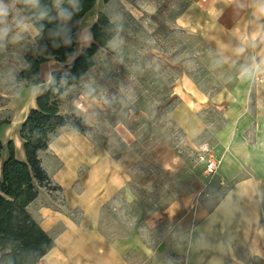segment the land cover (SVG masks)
Here are the masks:
<instances>
[{"label":"crops","instance_id":"crops-1","mask_svg":"<svg viewBox=\"0 0 264 264\" xmlns=\"http://www.w3.org/2000/svg\"><path fill=\"white\" fill-rule=\"evenodd\" d=\"M249 4L250 0H189L175 16L176 26L201 36L218 50L225 64L235 66V80L230 87L218 89L211 98L196 97L188 81L174 86L173 94L177 96L180 93L195 96L190 101L182 99L170 110V117L188 136L193 137L206 127L199 110L213 106L222 111L223 123L216 133L214 153L219 160L217 179L225 190L210 208L204 202L192 212L178 214L171 208L167 217L175 227V237L167 258L159 256L153 264H264V176L240 177L237 164V159H241L253 167L264 166V85L240 78L242 67L264 51V42L257 40L253 47L249 39L264 25V20L253 16ZM106 9L103 0H96L95 6L83 16L76 32L77 51L93 41L91 26L98 12L106 13ZM119 29L108 46L119 37L123 28ZM86 34L90 39H80V35ZM26 40L32 48L34 41ZM240 47L246 50L238 54L236 50ZM98 54L99 51L95 53L94 65L75 84L64 89L59 101L63 112L80 115L87 125L91 124L92 115L112 116V105L108 104L110 69L98 68ZM61 67L62 63L56 60L43 62L40 66L43 83L21 86L10 99L9 107L15 111L9 122L0 126V140L13 141L19 160L25 159L20 124L49 81V73ZM109 124L114 130V123ZM252 125L256 137L255 144L250 145L247 136L249 129L254 131ZM151 153L162 166L167 168L171 164L173 155L164 143H157ZM7 155L8 151L3 150L0 167ZM40 158L43 166V159L47 158L50 167L46 168L47 173L60 189L42 188L27 205L32 218L54 240V246L36 264H131L126 253L132 244L107 238L99 228V220L103 206L119 190L127 188L134 151L125 147L115 157L106 146L105 137L98 140L86 133L58 128ZM73 210L80 215L75 217Z\"/></svg>","mask_w":264,"mask_h":264},{"label":"rangeland","instance_id":"rangeland-1","mask_svg":"<svg viewBox=\"0 0 264 264\" xmlns=\"http://www.w3.org/2000/svg\"><path fill=\"white\" fill-rule=\"evenodd\" d=\"M188 1L105 2L108 18L123 28L97 56L98 68L110 69L108 104L112 105V116L92 115L85 133L93 139L105 137L115 157L125 147L135 153L127 188L103 206L99 220L107 238L132 244L126 253L131 264H153L159 256L169 255L175 237V227L167 217L171 208L178 214L195 211L203 202L210 208L225 190L217 179V169L212 173L206 170L209 157L218 159L214 144L223 123L222 111L213 106L199 110L206 127L193 137L170 117L171 108L182 99L190 101L199 95L211 98L235 80V66L225 64L218 50L201 36L176 26L175 16ZM30 49L25 40L10 43L0 52V119L9 118L15 111L9 107L10 99L23 82L15 83L14 79ZM186 81L189 87L193 85L195 96L173 94L175 84L185 85ZM111 122L114 130L110 129ZM255 137V129H249L250 145L255 144ZM160 142L173 155L167 168L151 153ZM43 161V168H50L47 158ZM237 164L240 177L264 176V166L253 167L241 159ZM72 212L75 217L80 215L78 210Z\"/></svg>","mask_w":264,"mask_h":264},{"label":"trees","instance_id":"trees-1","mask_svg":"<svg viewBox=\"0 0 264 264\" xmlns=\"http://www.w3.org/2000/svg\"><path fill=\"white\" fill-rule=\"evenodd\" d=\"M107 2L108 0H103ZM51 7V0H44ZM80 11L73 18L72 32L74 42L70 46L54 48L48 36V29L55 22L43 21L42 38L34 41L33 47L24 55L25 66L14 79L23 86L43 83L40 78V66L48 60L62 63L60 69L53 70L44 89L36 96L35 105L30 108L19 127V137L25 154L19 160L14 154V143L0 140V159L3 150L8 155L2 158L0 167V264H36L53 246L54 240L32 218L27 205L33 201L39 191L59 190L43 168L40 153L48 148L51 134L58 128H68L85 133L88 125L76 113H65L60 108V96L64 89L75 84L85 72L94 65L97 51L108 47V43L117 36L120 29L107 14L99 11L91 26L93 41L76 50V32L83 16L96 4V0H79ZM29 15L28 13H23ZM52 15H56L53 10ZM47 45L46 50L41 46ZM9 119H0V126Z\"/></svg>","mask_w":264,"mask_h":264},{"label":"clouds","instance_id":"clouds-1","mask_svg":"<svg viewBox=\"0 0 264 264\" xmlns=\"http://www.w3.org/2000/svg\"><path fill=\"white\" fill-rule=\"evenodd\" d=\"M248 6L257 20H264V0H250ZM53 10L56 15H52ZM79 11V0H51V7L44 0H0V52L6 50L10 43L20 44L28 38L33 41L41 39L45 27L42 22L45 20L55 22V27L48 29L52 46H70L74 42L73 18ZM75 23L82 24V21ZM82 32L86 33V30L82 29ZM80 38L86 41L90 35ZM249 39L253 47L257 40L264 42V25ZM41 49L46 50L47 45H42ZM245 50L240 47L236 51L239 54ZM240 78L264 85V51L253 56L250 63L242 67Z\"/></svg>","mask_w":264,"mask_h":264},{"label":"built area","instance_id":"built-area-1","mask_svg":"<svg viewBox=\"0 0 264 264\" xmlns=\"http://www.w3.org/2000/svg\"><path fill=\"white\" fill-rule=\"evenodd\" d=\"M218 164L219 160L211 156L206 160V170L211 173L215 172Z\"/></svg>","mask_w":264,"mask_h":264}]
</instances>
